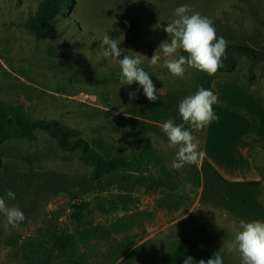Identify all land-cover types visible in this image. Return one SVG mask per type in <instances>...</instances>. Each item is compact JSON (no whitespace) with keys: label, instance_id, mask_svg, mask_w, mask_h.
<instances>
[{"label":"rangeland","instance_id":"374dc122","mask_svg":"<svg viewBox=\"0 0 264 264\" xmlns=\"http://www.w3.org/2000/svg\"><path fill=\"white\" fill-rule=\"evenodd\" d=\"M39 2L0 0V105L19 107L28 118L57 119L79 129L94 146L100 140L112 142L129 136L135 131L132 120L136 112L154 103L147 99L138 82L120 85L118 60L103 56L101 43L106 32L120 41L121 59L124 54L144 55L141 67L157 89L156 101L168 95L183 100L201 87L208 89L204 83L208 74L187 68L183 78L176 77L161 66L162 53L155 70L149 66L151 56L168 39L163 28L171 22L176 7L189 5L194 12L211 20L227 9V20L222 15L221 18L233 33L248 34L264 46V0H73L57 18L51 36L38 41L25 23ZM135 17L140 18L143 30L141 37L133 41L128 27ZM251 65L254 72L251 88L264 100V63L251 64L240 58V75ZM227 74L237 76V72ZM129 92H135V96L130 98ZM147 137L157 147L161 163L173 169L171 163L177 149L168 147L162 133L149 131ZM254 159L261 175L260 200L264 206V150L257 151ZM88 169L77 153L60 150L53 138L39 131L34 141L7 143L0 172L7 176L29 170L75 173ZM165 193L159 187H141L134 192L136 201L130 210L97 209L83 222L77 220L73 206L80 201H96L95 195L59 193L43 205L40 218L27 224L9 225L7 217L0 213V264H22L14 255L11 241L21 242L39 227L55 231L83 228L128 214L139 218L131 232L134 242L128 244L125 253L128 262L105 261L96 249L91 258L93 264H162L169 250L186 236H193L202 249L223 254L226 264H241L239 254L227 250L241 220L222 209L202 204L199 197L179 210L160 208L157 201ZM4 200L7 207L17 208L10 198ZM62 261L54 257L52 264Z\"/></svg>","mask_w":264,"mask_h":264},{"label":"trees","instance_id":"16d2710c","mask_svg":"<svg viewBox=\"0 0 264 264\" xmlns=\"http://www.w3.org/2000/svg\"><path fill=\"white\" fill-rule=\"evenodd\" d=\"M72 1L40 0L35 13L28 17L26 28L38 41L50 37L57 18ZM221 15L227 20L228 10L223 9L212 21L217 36L227 41L226 54L222 57L219 70L207 76L204 83L212 91L211 82L215 75L230 76L227 73L237 72V76L230 77L252 89L253 66L240 75L239 60L247 59L251 64L264 63V46L258 45L256 38L248 34L236 36ZM142 30L140 18H133L128 27L130 38L138 40ZM181 101L176 95H168L139 109L132 120L133 133L112 142L100 140L96 146L79 129L57 119L28 118L19 107L0 105V170L4 167L7 143L12 140L34 141L39 131L53 138L60 150L77 153L79 161L89 167L87 172L75 173L29 170L4 176L0 172V197L9 198V190L15 193V199H10L24 213V224L40 218L43 205L59 193L96 196V201L74 204L76 218L83 222L87 215L97 209L130 210L136 201L134 192L141 187L166 190L165 195L157 201L160 208L179 210L193 198L199 197L202 204L222 209L236 219L263 221L260 180L230 181L204 157L198 164L185 165L178 170L161 163L159 151L148 140L147 132L162 133L168 140L161 125L168 119L176 124L183 122L178 112ZM185 127L189 128L188 125ZM190 130L199 140L200 150L203 129ZM260 150L264 148L255 146L249 153L254 157ZM138 223L139 218L135 214H128L83 228L66 227L55 231L39 227L35 234L24 237L21 242L13 239L11 245L14 255L19 257L22 264H52L54 257L63 259L60 264H93L91 258L96 249L101 251L105 261L115 263L123 259L128 262L129 257L125 253L128 244L134 242L135 237L131 232ZM214 254L200 248L193 236H186L169 250L162 264H183L188 256L193 258L192 264H199L201 259L207 261ZM223 262L226 264L224 257Z\"/></svg>","mask_w":264,"mask_h":264},{"label":"clouds","instance_id":"9594fccd","mask_svg":"<svg viewBox=\"0 0 264 264\" xmlns=\"http://www.w3.org/2000/svg\"><path fill=\"white\" fill-rule=\"evenodd\" d=\"M163 31L167 33L168 39L160 44L149 60V66L153 70L161 61V53L163 56L161 66L167 68L176 77L183 78L187 68H193L208 75H214L219 70L222 57L226 54L227 41L222 36H217L210 18L194 12L189 5H181L174 9L173 18ZM119 43L120 41L110 38L106 32L102 37L101 47L105 58L112 57L118 60L120 85H132L138 82L147 99L155 102L159 98L156 95L157 89L149 73L141 67L144 63V55L124 54L121 59L123 51L118 47ZM134 96L135 92H129L130 98ZM217 101V95L201 87L195 94L187 96L179 103L178 112L182 117V123L176 124L172 119H168L161 125L162 131L168 138V147L177 149L171 163L173 169L178 170L185 165L198 164L203 159L204 153L199 150V140L190 129L200 131L216 119L212 106ZM7 196L15 199V193L11 190L7 192ZM0 213L7 217L9 225L15 226L25 220L24 213L18 208L7 207L2 197H0ZM227 250L237 252L241 264H264V221L241 220L239 229ZM192 262L193 258L188 256L183 264H192ZM199 264H224V262L223 257L215 253L207 261L201 259Z\"/></svg>","mask_w":264,"mask_h":264},{"label":"crops","instance_id":"0c3cea01","mask_svg":"<svg viewBox=\"0 0 264 264\" xmlns=\"http://www.w3.org/2000/svg\"><path fill=\"white\" fill-rule=\"evenodd\" d=\"M216 119L203 128L200 151L230 181L261 179L250 149L264 148V100L225 74L211 82Z\"/></svg>","mask_w":264,"mask_h":264}]
</instances>
